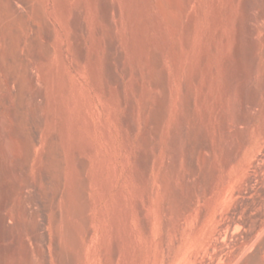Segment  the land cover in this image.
<instances>
[{"label": "rangeland", "instance_id": "374dc122", "mask_svg": "<svg viewBox=\"0 0 264 264\" xmlns=\"http://www.w3.org/2000/svg\"><path fill=\"white\" fill-rule=\"evenodd\" d=\"M185 2L0 0V264H245L264 0Z\"/></svg>", "mask_w": 264, "mask_h": 264}, {"label": "bare ground", "instance_id": "6f19581e", "mask_svg": "<svg viewBox=\"0 0 264 264\" xmlns=\"http://www.w3.org/2000/svg\"><path fill=\"white\" fill-rule=\"evenodd\" d=\"M191 3H192V0H186L185 5H184V8L185 9H188L189 6L191 5ZM169 4H170V6L174 5L172 1H169ZM104 6H106V5H104ZM166 11H168V10H166ZM106 13H107V11H106ZM78 20H77V18L75 19V21L73 20L74 21L73 25H74V27L77 30L79 28L78 27V23H77ZM192 24H193V19L189 23V27L187 29V33H188L187 41L189 40V35H190V31H191ZM97 36H99V35L97 34ZM98 41H100V40H98ZM156 58H158V57H156ZM156 58L155 59L153 58L154 59V63H152V64L155 67L158 68L160 64H159V62H157V59ZM203 64L205 65V59H203ZM229 66H231V65H229ZM239 66H241V65H239ZM223 69H226V68H223ZM228 72H232V71L229 70ZM237 72H239V71L237 70ZM251 72H252V70L249 73H251ZM205 74H206V76H207V78H208V80L210 82V80H211V78L213 76V72L212 71L209 72V70H207ZM201 76H202V74L198 70H196L193 73L192 78H193V82H194V86L195 87H196V85H198L201 82ZM207 83L205 82L206 85H204L203 90L208 89V84ZM115 84H116V81H115ZM155 84L158 86V88H163V89L166 88L165 87L166 86L165 85V81L163 79L162 80H159V79L156 80L155 81ZM139 87H141V86H139ZM193 105H194V103H193ZM129 109H130V118L132 119L133 112H134V109H135L134 105H130ZM248 110L249 109H245V124L248 123L247 122L248 121L247 119H249V118H246L247 117L246 115H247ZM254 110L255 109H253V111ZM223 123H224L223 124L224 129H227L228 128V122H227V120H224ZM172 130L173 129L171 127L170 128V131L172 132ZM173 131H176V130H173ZM205 149H207V152L209 153V155H211L212 157L214 156L215 148L213 146V143H209ZM153 155H154V153H153ZM153 155H152V157H153ZM209 155L207 154L208 157H209ZM206 157H204V159H206ZM208 157H207V159H208ZM254 158L256 159L255 161L251 160V161H249V163H247L245 165V264H264V140H263L262 144H260L259 147L257 148ZM210 160H212V159H210ZM207 161L209 163V159ZM224 164H225L226 167H228L230 165V162L228 160H225ZM233 184H234V182L232 183V185ZM212 195H213V188L211 186L209 188L205 189L200 194H196V193L194 194V192H193V194L188 197V201H187L186 207L184 208L183 215L185 213L189 212L191 209H193L194 205L199 200L202 201V202H205L207 204V202H209V201L212 200ZM222 196L224 197L223 200H225L227 198H232L233 197V194H231V188H229L228 190H226L222 194ZM138 211H139V213H140V215L142 217H145V211H144V208L143 207H139L138 208ZM202 212H204V211H202ZM146 226H148V224H146ZM227 237H229L231 240H236L237 239L236 236L229 235L227 232L226 233H223V234H221V232H220V233H218L215 241L214 240L213 241H209L207 243L206 247L208 248L209 246L213 245L214 246L213 247L214 250L218 248V249H220V251H221V249L223 251V249L225 250L226 243L223 244V243H221L223 241H220L219 244H218V241L221 240V239H225ZM215 254H217V253H215ZM195 257H196V254L194 255V258ZM198 258H199V256H198ZM209 264H211V263H209Z\"/></svg>", "mask_w": 264, "mask_h": 264}]
</instances>
